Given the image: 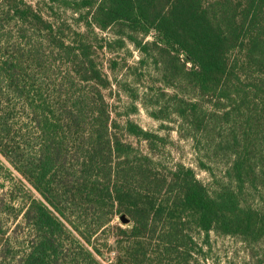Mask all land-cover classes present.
<instances>
[{
    "label": "trees",
    "instance_id": "trees-1",
    "mask_svg": "<svg viewBox=\"0 0 264 264\" xmlns=\"http://www.w3.org/2000/svg\"><path fill=\"white\" fill-rule=\"evenodd\" d=\"M165 122L210 181L163 160ZM0 155L24 233L0 264H209L210 233L264 241V0H0Z\"/></svg>",
    "mask_w": 264,
    "mask_h": 264
},
{
    "label": "rangeland",
    "instance_id": "rangeland-1",
    "mask_svg": "<svg viewBox=\"0 0 264 264\" xmlns=\"http://www.w3.org/2000/svg\"><path fill=\"white\" fill-rule=\"evenodd\" d=\"M70 13L65 12L63 17H69ZM81 27V25L77 26ZM103 35H108L104 33ZM150 39V37H148ZM132 52L131 56H128L127 61L132 64L137 60L139 52L130 47ZM109 57V54L106 52H101L99 54V59L103 63V67L109 73L106 65V59ZM144 84H141L139 87L142 88ZM138 87V89H139ZM115 86H113V98L114 103L117 105L121 104V101H126L127 98L123 95L121 91H117L120 102H117ZM138 124L142 127L150 130H154L159 134H166V130L159 126V122L152 117H150L143 108H139L138 112L134 113L131 116ZM172 129L169 130L168 135L171 143L168 144L164 150L165 158L163 159L167 164H170L174 161H180L193 167L196 171L197 176L204 180L210 181L211 176L208 172L198 169L195 164V153L192 148V142L190 139H185L179 137L176 129L174 128L175 124L173 122L167 123ZM144 143H141L143 147ZM8 165L5 163L4 159L0 155V243L2 239L8 240L12 249L17 251V246H19V241L23 239L24 233L20 230H17L16 224L21 219V215L17 217V209L22 204L21 193L22 191L17 184V175L12 171L11 178L7 176L5 168ZM9 168V167H8ZM219 168L214 169V173L219 176L221 171ZM112 224L123 225L118 216H115ZM3 232V233H2ZM103 239H107L108 242H112L113 235L110 231L100 234V238L97 241V244L101 246ZM200 240V239H199ZM210 245L209 250V259L207 262L209 264H264V241L259 242L253 246H247L242 243L239 239L232 236H221L216 235L215 233H210ZM22 244V242H20ZM101 249L103 250L102 246ZM105 255L109 259L114 258V252H105ZM107 263V262H106ZM3 264H17L16 260H6Z\"/></svg>",
    "mask_w": 264,
    "mask_h": 264
},
{
    "label": "water",
    "instance_id": "water-1",
    "mask_svg": "<svg viewBox=\"0 0 264 264\" xmlns=\"http://www.w3.org/2000/svg\"><path fill=\"white\" fill-rule=\"evenodd\" d=\"M123 221H125V220H123Z\"/></svg>",
    "mask_w": 264,
    "mask_h": 264
}]
</instances>
